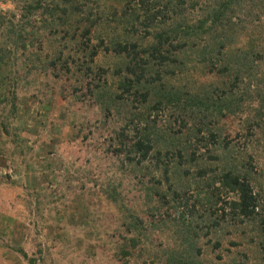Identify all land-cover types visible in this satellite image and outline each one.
Instances as JSON below:
<instances>
[{"label":"rangeland","instance_id":"374dc122","mask_svg":"<svg viewBox=\"0 0 264 264\" xmlns=\"http://www.w3.org/2000/svg\"><path fill=\"white\" fill-rule=\"evenodd\" d=\"M66 1L0 0V264H264V0H234L225 35L165 45L145 103L117 51L169 27L131 39L142 0ZM193 2L196 24L223 0Z\"/></svg>","mask_w":264,"mask_h":264},{"label":"trees","instance_id":"16d2710c","mask_svg":"<svg viewBox=\"0 0 264 264\" xmlns=\"http://www.w3.org/2000/svg\"><path fill=\"white\" fill-rule=\"evenodd\" d=\"M66 2L67 4H70L72 3V0ZM150 2L142 0L141 3L134 2L132 6L129 7L130 9L128 13L131 14H129V16H133V23L135 24H133L134 27L132 26L133 31L126 33L128 37L130 36L132 39V36H136V25L139 26V28L137 29L138 32L144 30L145 34H148V30L155 25L156 21L159 18L161 19L164 27H169V30L167 31L163 29L164 31L162 32L161 29V34L157 36L158 41L156 44H153L151 46L148 45L144 48L139 45V42L129 43L128 45L123 46L121 44L117 51L118 53L127 54V57L129 59L127 60L128 63L126 66V70L130 75L136 76L135 81L128 79V81L125 80L123 82V92L128 96H134L136 93L141 92V101L144 103L149 99L152 92L156 88L160 86H162V89L164 88V84L162 83L163 77L161 75L162 70H153V66L156 62L159 63L158 69L159 67L163 69V65L168 61L167 57L162 51L163 47L167 44H170V46H172V42L174 41H178L179 43V40L183 42L182 46L184 45V47H189V45L192 47L197 46L198 43L195 44L196 41L201 42L203 40L202 38H204L205 35L215 34L219 30L223 35H225L227 33V30L231 29L232 27V25L230 24L232 22L231 19L233 18V16L231 15L230 11L231 7H233L234 0H223L222 3L215 4L214 9H211L210 13H204L203 16H205V18L201 21H197L196 24H192L190 21H186L187 19L185 18L186 15H191L188 12L190 9L189 5L191 3L194 5V9L197 7V4L193 2V0H152V3ZM73 7H76L73 9L77 11V5H74ZM141 10L143 12H141ZM79 12L80 14H82L81 10H79ZM79 12H71L70 9L68 11L65 9L57 18L62 23L69 24L68 27L71 28L73 26V21H70V16H77ZM145 12H147V15L145 14ZM124 14L127 15L126 13ZM219 37H221V35ZM141 40L145 39L142 38ZM214 41L215 38L211 42ZM178 43L177 45H173L175 47L174 50L178 48ZM212 48L208 50L207 45L204 51L207 52V55H209L213 60L214 50H212ZM248 69L249 68H245V70L247 71ZM236 73L240 74L243 72L241 71L239 73L236 71ZM235 82L238 83L237 80ZM235 82L233 83V86L234 88H237V84ZM239 84H241V82ZM153 85L155 86L153 87ZM140 89H143V91H141ZM162 89L160 90V92L162 91ZM186 101L182 102L186 104L188 103ZM163 103H165L166 105L172 103L169 101L168 95L166 97V92L164 90L160 93L158 99V104L161 105ZM138 146L142 149L141 151L148 149V146L143 141H138L137 147ZM230 178L231 174L227 176V179ZM231 182L233 183V185H237V183H240L238 178H233V180L231 179ZM241 186L247 187V185L245 184ZM242 194L243 196L240 200L239 206L240 208H242L241 213L244 214V216H251V211H253L258 205L256 202L253 203V197L248 192L243 190ZM252 206L253 208L250 209V207ZM262 224L264 226V217L262 219ZM24 256L27 258L26 253H24Z\"/></svg>","mask_w":264,"mask_h":264}]
</instances>
